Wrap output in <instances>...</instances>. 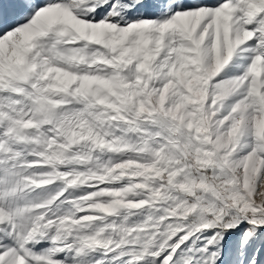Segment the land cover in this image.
I'll return each instance as SVG.
<instances>
[{"label": "snow or ice", "instance_id": "1", "mask_svg": "<svg viewBox=\"0 0 264 264\" xmlns=\"http://www.w3.org/2000/svg\"><path fill=\"white\" fill-rule=\"evenodd\" d=\"M0 264H264V0H0Z\"/></svg>", "mask_w": 264, "mask_h": 264}]
</instances>
